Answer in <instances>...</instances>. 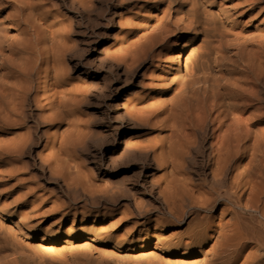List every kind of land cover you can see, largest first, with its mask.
I'll use <instances>...</instances> for the list:
<instances>
[{"label":"bare ground","instance_id":"bare-ground-1","mask_svg":"<svg viewBox=\"0 0 264 264\" xmlns=\"http://www.w3.org/2000/svg\"><path fill=\"white\" fill-rule=\"evenodd\" d=\"M97 1L67 4L85 14ZM126 1L139 6L112 14L123 37L107 49L101 38L94 42L96 60L108 70L113 61L127 71L152 64L144 94L109 107L121 114L115 131H151L137 141L117 134L114 144L160 161L158 200L114 210L113 189L77 163L82 141L105 136L74 117L89 97L64 78L72 29L55 0H0V179L18 174L32 107L51 127L47 167L65 166L71 185L98 194L52 200L54 219L43 229L49 200L0 190V264H58L57 252L67 264H264V7L259 0ZM242 19H261L249 46L241 43L248 28H236ZM108 72L94 78L106 82ZM104 98L96 97L102 113ZM197 152L192 180L187 165Z\"/></svg>","mask_w":264,"mask_h":264},{"label":"rangeland","instance_id":"rangeland-1","mask_svg":"<svg viewBox=\"0 0 264 264\" xmlns=\"http://www.w3.org/2000/svg\"><path fill=\"white\" fill-rule=\"evenodd\" d=\"M62 1L65 3L64 8L61 7V0H55L59 16L70 21L72 29L69 36L71 50L63 63L64 78L71 83L83 86L89 97L86 103L75 107L74 117L88 125L90 132L103 131L105 136L100 139L89 138L82 141L78 146L80 152L77 155V163L80 164L83 174L96 185L113 189L114 195H117L116 206L112 207L114 210L125 208L132 199L148 205L152 199L158 200L157 194L163 185L164 172L160 161L153 159L152 156L134 152L125 154L123 147L116 151L114 138L120 134V138L123 137L126 140L132 138V141H137L151 136V131L146 128L137 131H130L127 128L115 131L123 122L121 114L119 116L118 112L112 111L109 106L112 103L121 106L127 97L143 95V84L147 82V77L153 69L152 64L150 61L141 62L127 71L122 62L113 61L110 70L103 65V68L99 69V63L96 60L99 54L95 51L94 44L101 38V49L116 47L123 35L120 34L118 17L110 23L112 14L119 12L123 14L125 10H132L139 5L126 0H98L93 10L78 14L68 6L69 0ZM259 2L264 7V0H259ZM260 20L250 24L247 19H242L237 24V29L248 28L241 41L242 44L249 46L256 41L252 38L256 36L255 30ZM260 29L264 34V27ZM98 69L103 71L100 72ZM104 71H109L106 82L99 81L100 77L94 78L98 75L106 77ZM84 73H89L90 78H85ZM92 75L94 76L91 77ZM100 92H103L104 102L108 107L105 108V113H102L103 110H96L97 104L101 106V102L96 101ZM117 94L119 98H116ZM119 110L122 112L121 108ZM43 115L40 111L29 108L23 133H27V149L19 159L18 174L13 176V179H0V190L14 192L13 195H42L45 201L49 200V204L45 207L47 214L42 220V228L47 229L54 219L53 213L50 212L52 200L64 201L68 195L98 194L93 192L97 190L95 188L91 189L92 191L83 192L71 185L64 174L65 166L61 170L47 167L44 134L51 133V127L45 124ZM200 160V153L197 152L187 165V175L192 180L196 179L194 172L200 170ZM120 179H123V185H119ZM184 221L185 223L188 221V216ZM254 244H252L253 248L256 247ZM56 254L60 255L62 261L64 260L58 264H67V254L60 252ZM129 264L136 263L132 261Z\"/></svg>","mask_w":264,"mask_h":264}]
</instances>
